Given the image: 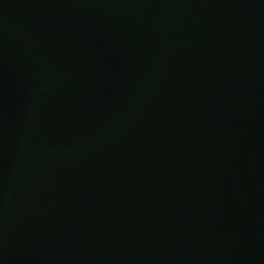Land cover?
Instances as JSON below:
<instances>
[{
	"label": "water",
	"instance_id": "water-1",
	"mask_svg": "<svg viewBox=\"0 0 264 264\" xmlns=\"http://www.w3.org/2000/svg\"><path fill=\"white\" fill-rule=\"evenodd\" d=\"M0 264H264V0H0Z\"/></svg>",
	"mask_w": 264,
	"mask_h": 264
}]
</instances>
